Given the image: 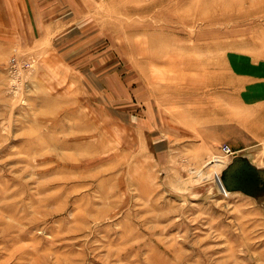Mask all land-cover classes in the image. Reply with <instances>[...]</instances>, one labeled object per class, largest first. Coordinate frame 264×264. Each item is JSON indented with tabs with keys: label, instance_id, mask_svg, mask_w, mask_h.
I'll return each mask as SVG.
<instances>
[{
	"label": "rangeland",
	"instance_id": "obj_1",
	"mask_svg": "<svg viewBox=\"0 0 264 264\" xmlns=\"http://www.w3.org/2000/svg\"><path fill=\"white\" fill-rule=\"evenodd\" d=\"M264 0H0V264H264Z\"/></svg>",
	"mask_w": 264,
	"mask_h": 264
},
{
	"label": "water",
	"instance_id": "obj_2",
	"mask_svg": "<svg viewBox=\"0 0 264 264\" xmlns=\"http://www.w3.org/2000/svg\"><path fill=\"white\" fill-rule=\"evenodd\" d=\"M225 189L241 192L264 206V165L254 163L248 154H235L221 173Z\"/></svg>",
	"mask_w": 264,
	"mask_h": 264
},
{
	"label": "built area",
	"instance_id": "obj_3",
	"mask_svg": "<svg viewBox=\"0 0 264 264\" xmlns=\"http://www.w3.org/2000/svg\"><path fill=\"white\" fill-rule=\"evenodd\" d=\"M223 151L227 155H235V153L233 152V150L231 149V147L228 146V145H226V146L223 147Z\"/></svg>",
	"mask_w": 264,
	"mask_h": 264
}]
</instances>
